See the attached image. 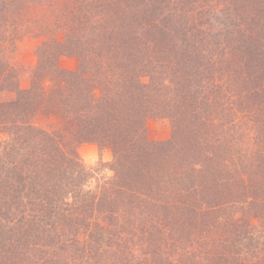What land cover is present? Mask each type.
<instances>
[{"label":"rangeland","instance_id":"374dc122","mask_svg":"<svg viewBox=\"0 0 264 264\" xmlns=\"http://www.w3.org/2000/svg\"><path fill=\"white\" fill-rule=\"evenodd\" d=\"M113 2L115 4L93 0L78 5L80 8L90 7L87 17L93 21L92 24H96L97 32L90 31L92 36L89 39L79 40L75 47L78 50L66 45L67 54L61 57L60 63L67 70L84 69L83 66L79 68V64L84 62L81 55L92 53L96 57L101 51L98 49V42L102 41L104 46L107 45L110 49L108 55L117 57V62L113 64L114 59L110 56L108 70H111V77L107 84L124 92L122 104L116 99L108 118L112 116V121H119L120 114L123 124L133 132L132 141L137 142L136 146L148 148L138 152L131 151L136 149L134 144L128 148V162L124 169L119 170L122 173L119 180L113 168V150L109 143L101 140L98 145L84 140L76 145L77 155L88 174L79 193L91 199L95 214L93 217H97L104 226L115 228L119 242H125L129 248H126V254L129 250L137 252L145 242L142 215L138 212L137 216L132 217L126 212L122 217L114 211L115 208L119 209L121 203L124 207L125 203H129L128 208L124 209H134L136 196L131 192L126 195L131 191L129 188L124 194H112L106 188L115 185L127 187L130 183L127 178L138 174V167L141 171H144L143 167L151 170L149 181L153 183H156L159 176L177 171L185 174L179 175L176 182L178 185L182 183L180 187L186 188L183 195L179 194L180 199L191 207L190 224L177 230L178 226L174 224L177 213L173 215L175 213L172 214V211L181 212L175 208L151 212L157 217L167 216L170 228L176 230L178 242L172 246V257L177 255L178 247L185 245L182 246L183 250L188 249L193 236H199L200 233L202 238L198 243L201 249L207 250L210 246L214 248L220 241L218 235L225 230L224 226L221 227L222 222L214 217L226 214V206L222 205L218 210L212 208L210 211H204L203 206L213 200L208 188L218 185V175L226 183L234 182L231 172L234 170L239 174V179H235L237 186L222 196V200L237 201L246 195L251 196L253 202L249 213H263L259 222L256 215H253L256 217L253 221L254 225L257 224V234L264 235V122L260 129H256L250 115L248 118L252 121H247V124L240 119L243 113L241 110L246 105L257 112L260 109L259 115L254 113V118L255 114L260 120L264 118V9L261 3L257 0ZM159 9L166 10L167 15L164 14L161 18ZM141 10L145 12L141 13ZM41 16L46 22H58L57 16L55 20L48 19L51 15L45 12ZM158 19H161L160 22ZM153 25L157 26V31L151 29ZM180 25L193 26L188 34L180 30ZM144 26L146 27L141 29ZM163 26L167 29L164 30ZM251 29L257 31L249 32ZM166 31L169 33L164 38ZM248 36H253L254 39H249ZM194 37L200 44L199 48L191 44ZM41 39L25 35L15 43L11 61L14 63L15 75H19L20 86L24 89L29 87L32 68L37 65L35 49ZM154 40L155 49L151 44ZM129 41L131 44L127 46ZM216 55L219 56L220 65H216ZM90 70L100 71L101 64L96 62V65H91ZM86 76L89 74H84L83 87L80 85L82 80L79 82L85 95L92 88ZM227 77L230 78L227 80ZM3 93L5 92L0 93L1 97H12L9 93ZM99 93L97 91L96 96L88 97L87 100L80 96L82 103L79 106L82 109L86 106L90 110L89 116L100 120L104 115L98 108ZM228 96L231 97V103H225ZM36 123L42 128L55 129L60 128L61 119L54 114L39 113ZM134 128L138 130L136 134L132 131ZM103 135L104 132H101L98 138L103 139ZM132 165L134 167L131 168ZM203 168L207 171L205 179L209 184L206 185L210 186L190 189L188 186L194 183V179L200 180ZM124 170L127 171L124 173ZM183 176L185 180L180 179ZM148 193L153 203L161 202L155 191L149 190ZM67 196L66 194L65 197ZM235 205L247 210V205ZM73 215L74 220L80 216L75 213ZM64 218L66 216L62 214L61 220ZM35 226L34 233L46 238L49 229L45 232L47 227ZM188 231L191 232L190 235ZM79 233H76V240L82 244L83 238ZM231 236L233 237L232 233ZM65 239L71 246L70 237ZM59 251L52 252V260L58 258L56 261L60 264H85V261L82 262L84 258L80 253L74 252L76 250L72 246L68 250ZM43 260L44 258L39 259V263L44 264ZM8 261L5 263L8 264Z\"/></svg>","mask_w":264,"mask_h":264},{"label":"trees","instance_id":"16d2710c","mask_svg":"<svg viewBox=\"0 0 264 264\" xmlns=\"http://www.w3.org/2000/svg\"><path fill=\"white\" fill-rule=\"evenodd\" d=\"M87 1L93 0H0V93L12 95L11 98L0 96V263L9 260L8 264H40L39 259L44 258V264H60L56 261L58 258L52 260V252L68 250L72 246V249L76 250L74 252L80 253L84 258L82 262L85 261V264H264V235L262 238L257 234V224L254 225L253 221L257 217L259 222L263 213L253 214L256 217L249 213L253 199L248 195L237 201L222 200V196L237 186L235 179H239V174L234 170L231 171L234 182L226 183L217 174L218 185L208 188L213 200L205 202L203 206L204 211H210L212 208L218 210L222 205L226 206V214L214 217L218 218L222 222L221 227L225 228L218 235L220 241L214 248L210 246L207 250L201 249L198 243L202 238L200 233L199 236H193L188 249L183 250L182 246L185 245H182L178 247L177 255L172 257V246L178 242L176 230L170 228L167 216L157 217L153 213L158 209L175 208L181 212L171 210L172 214L175 213L173 215L177 213L174 216L177 230L190 224L191 207L180 199L186 188L180 187L182 183L178 185L176 182L179 175L185 174L177 171L174 174L161 175L156 183H153L149 181L151 170L143 167L144 171H141L138 167L140 172L127 178L130 180L127 187L115 185L106 188L112 194H124L129 188L131 191L126 195L131 192L136 196L134 209H124L128 208L129 203H125L126 207L121 203L119 209L115 208L114 211L122 217L126 212L132 217L137 216L138 212L142 215L145 242L143 248H138L137 252L129 250L126 254V248H129L125 242H119L115 228L104 226L97 217H93L95 214L91 199L79 193L88 174L77 155L76 145L84 140L96 144L101 140L109 143L113 150V168L118 179L122 177L119 170L124 169L125 163L128 162V148L134 144L136 149L131 151L138 152L148 146H136L137 142L132 141L133 132L123 124V118L118 111L114 110L119 114V121H112V116L108 118L112 114L111 106L115 100L118 99L122 104L124 92L107 84L108 78L111 77L108 64L112 55H108L110 49L107 45L104 46L102 41L98 42V49L101 51L96 57H93L92 53L81 55L84 62L79 64V68L83 66L84 69L71 71L63 68L60 63L61 57L67 54L66 45L78 50L75 47L79 40L89 39L91 33L97 32L96 24H92L93 21L87 17L90 7H78ZM113 1L116 0H101L104 3H114ZM257 1L264 9V0ZM158 11V14H162L161 18L168 13L166 10ZM42 12L51 15L48 19L55 20L57 16L58 22L44 21ZM134 12L138 13L136 10ZM144 12L145 10H141V13ZM158 20L160 22L161 19ZM192 26L179 27L189 34ZM156 27L153 25L151 29L157 31ZM163 29L167 28L163 26ZM258 30L261 31L260 28ZM252 31L257 29H251L249 32ZM168 33L169 31H166L164 38ZM25 35L42 38L35 49L37 65L32 68L30 84L26 89L20 86L19 75H15L14 63L11 61L16 41ZM248 38L254 39L253 36ZM133 43L135 44V41ZM130 44L129 41L127 46ZM151 44L155 49V40L151 41ZM191 44L197 48L200 46L195 37ZM111 57L114 59L113 64L116 63L117 57ZM95 61L101 64V70L98 71L100 74L90 70L91 65H96ZM220 62L219 56L216 55V65H220ZM84 74H89L86 78L92 84L86 95L80 88L85 79ZM229 78L227 77V80ZM97 91L100 92L98 108L104 115L100 120L89 116L90 110L86 106L83 109L79 106L82 103L79 99L94 97ZM225 103H231L230 96ZM259 111L260 109L257 112L246 105L241 110L243 113L240 119L247 124V121H252L248 118L250 115L256 129H260L264 118L260 120L257 117ZM39 113L60 117V128L40 127L36 123ZM132 131L136 134L138 130L134 128ZM101 132H104L103 139L98 138ZM125 171L127 170H124V173ZM206 172V168H203L200 180L194 179V183L188 187L203 189L210 186L206 185L209 184L205 179ZM182 178L185 180V176L180 179ZM149 190L155 191L161 202L153 203ZM235 204L247 205V210ZM74 213L80 214L79 218L74 220ZM62 214L66 216L63 220ZM35 225L47 227L45 232L49 229L46 238L42 234L34 233ZM78 232L83 238L82 244L76 240ZM188 233L190 235L191 232ZM65 237H70L71 246L67 244ZM77 244L79 246H76ZM2 260L4 262H1Z\"/></svg>","mask_w":264,"mask_h":264}]
</instances>
